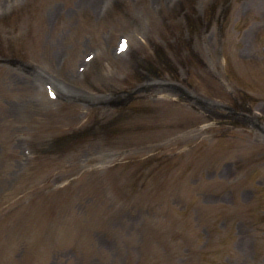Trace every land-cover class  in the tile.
<instances>
[{
    "label": "rangeland",
    "instance_id": "obj_1",
    "mask_svg": "<svg viewBox=\"0 0 264 264\" xmlns=\"http://www.w3.org/2000/svg\"><path fill=\"white\" fill-rule=\"evenodd\" d=\"M178 1L0 0V264H264V0L172 52L180 83L141 82L135 61L183 29ZM251 88L252 117L214 120Z\"/></svg>",
    "mask_w": 264,
    "mask_h": 264
}]
</instances>
